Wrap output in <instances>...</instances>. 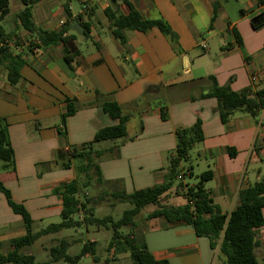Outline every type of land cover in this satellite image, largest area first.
<instances>
[{"label": "crops", "instance_id": "1", "mask_svg": "<svg viewBox=\"0 0 264 264\" xmlns=\"http://www.w3.org/2000/svg\"><path fill=\"white\" fill-rule=\"evenodd\" d=\"M250 1L252 8L236 17L229 14L222 0H129L143 18L162 19L170 25L177 36L179 53L158 28L146 33L124 30L126 42L117 40L106 15L110 0H43L34 6L33 20L46 31L66 28L65 36L72 46L71 65L63 44L43 47L20 27V21L15 25L16 32L4 20L0 22L12 35L11 50L26 61L17 85L7 80V63H0V118L8 123L15 153L14 170L0 165V182L11 192L14 202L27 209L33 229L37 223L62 218L63 196L56 190L78 175L74 163L72 168L64 169L58 157L74 148L82 149L98 131L117 124L103 111L108 102L119 104L129 120L125 138L95 145L102 152L97 163L107 182L103 191L130 194L164 183L177 147V130L192 127L198 118L202 120L204 141L195 145L197 159L214 172L206 188L223 213L230 214L238 206L240 191L264 180V110L256 117L239 110L223 123L217 99H191L210 91V76L220 86L230 85L236 92L264 89V27L255 30L250 21L264 10V5L261 0ZM216 2H221V8L212 23ZM116 6L122 15L129 14L126 3L118 1ZM85 22L90 23V37L83 33ZM234 29L241 36V44L236 41ZM35 44L39 51L29 49ZM68 100L75 112L64 122ZM163 113L167 120H163ZM229 149L235 151V156ZM190 157L186 166L193 170L184 182L195 185L193 179L199 175L195 174L191 153ZM167 197L174 198V203L182 198L180 205L186 203L174 191ZM82 217L80 213L78 218ZM90 228L93 226L86 227L88 233ZM138 229L156 260L225 264L210 239L198 237L184 222L144 218ZM26 234L22 217L13 212L0 191V250L9 252V241ZM71 236L62 231L40 239L66 240L72 254ZM257 241V257L260 255L264 261V226ZM86 243L98 246L99 239L93 237ZM57 245L49 247V252ZM32 247L25 253L35 256ZM108 252L106 264L110 263L107 260H121L120 255L114 257L113 250Z\"/></svg>", "mask_w": 264, "mask_h": 264}, {"label": "trees", "instance_id": "2", "mask_svg": "<svg viewBox=\"0 0 264 264\" xmlns=\"http://www.w3.org/2000/svg\"><path fill=\"white\" fill-rule=\"evenodd\" d=\"M42 1L21 0L23 9L18 14L21 27L35 36L43 47L63 44L65 58L71 65L73 58H70L69 55L72 54V46L70 39L65 36L66 28L63 27L58 31H46L38 27L33 20V8ZM118 1L129 6L128 15L118 12L116 6ZM110 2L111 8L106 11V15L112 24V35L121 43L126 42L123 35L124 30L146 33L153 28H158L170 39L173 48L177 52H181L177 36L165 20L143 18L131 6L129 0H110ZM9 4V0H0V22L9 15ZM260 4L264 5V0H261ZM220 8L221 2H216L212 23ZM250 21L255 30L264 27V10L253 15ZM82 27L84 35L90 37V23L85 22ZM234 34L237 43L241 44L242 39L236 29H234ZM11 36L0 25V39L5 40ZM37 46L38 44L29 46V49L33 50ZM0 63H7V80L11 85H17L22 78L21 69L26 64L24 57L19 54L15 55L10 47H0ZM210 79L213 82L210 91L202 93L199 97H191V99H217V110L223 123H227L239 110L253 117L258 116L264 110V89L255 91L252 88H246L236 92L231 89L230 85L220 86L215 77L210 76ZM67 102L68 111L63 115L64 122L68 116L75 112L72 101L68 100ZM102 108L117 124L98 131L93 141L85 144L82 149L74 148L71 152L61 153L58 157V162L64 169L72 168L74 163L78 175L76 180L63 184L56 190L63 196L61 223L51 224L40 231H34L33 220L27 209L14 202L11 192L0 182V191L5 195L13 212L22 217L27 228L25 236L9 241L8 244L12 249L7 253H0V264H55L60 261L67 264H78L86 255L93 256L94 261L98 262L96 243L83 244L80 252L73 255L69 253L70 243L62 240L57 246L50 249L51 259L46 262H37L34 255L25 253L28 247L33 246L44 236L58 234L64 230H76L83 226L105 228L112 231V237L108 241V251L113 250L114 257L129 254L133 264H170L168 260H156L149 251L146 242L138 235L137 217L149 205L157 208L145 217V221L163 217L169 223L184 222L191 225L198 237L210 239L212 248L218 249V257L224 260L225 264H259L256 249L259 246L258 232L264 226V180L257 182L249 189L240 191L238 206L230 214L222 212L206 188V183L214 178L213 170L200 174L195 185L184 182V179L188 177V172L192 174L193 170L191 166H186V163L191 159L190 153L195 145L204 141L202 120L199 118L192 127L177 130V147L170 158L169 173L164 183L136 190L130 194L125 191L111 193L103 191L102 197L109 195L121 204H129L131 208L125 210L119 219H115L112 215L97 217L94 209L97 202L95 199L89 198L85 192L92 185L102 188L107 184L97 163L102 152L97 151L95 145L125 138L126 124L129 120V117L123 114L120 105L116 102L105 103ZM162 118L167 120L168 116L163 113ZM229 153L231 156L236 154L231 149H229ZM0 161L3 162L5 169H15V153L9 136L8 123L2 118H0ZM173 191L186 200L184 205L162 203L163 199ZM102 197L99 199L102 200ZM80 213H84L81 219L78 218Z\"/></svg>", "mask_w": 264, "mask_h": 264}, {"label": "rangeland", "instance_id": "3", "mask_svg": "<svg viewBox=\"0 0 264 264\" xmlns=\"http://www.w3.org/2000/svg\"><path fill=\"white\" fill-rule=\"evenodd\" d=\"M9 3H10L9 4L10 13L4 19V22L9 24V26L12 28L11 31L16 32L15 25L19 22L18 14L23 9V5L21 3V0H9ZM223 3H224L225 9L229 12V14L231 16H236V17H238L240 15V12H242L244 10H250L252 8L250 0H228V1L223 2ZM76 6H77V4H76ZM35 7H37V5H35ZM35 7H34V13H35ZM196 146L191 151V156L193 159V165H195V174L197 176V175H200L203 171L208 170V168H206L197 159V153H196L197 147ZM2 163L3 162L0 161V165ZM193 181L198 182V178H194ZM85 192L89 198H93L97 202L94 205V209H95L97 217L102 218V217H106L108 215H112L115 219H119L122 217L123 212L125 210L131 208V206L129 204H120L119 202L115 201L109 195L106 197H104V195H103V197H102L103 189L97 187V185H95V186L92 185L89 189L85 190ZM108 192H109V190H108ZM100 197H102L103 199L100 200L99 199ZM174 202H175L174 198L167 197V196L162 201L163 204H170V205H180L184 201L181 198L176 203H174ZM155 208H156V206H153V205H149V206L145 207L142 210L141 214L137 217L138 223H140V225H141V220L143 221V219L150 213V211L152 209H155ZM82 215H84V213H82ZM61 221H62V218L58 217L56 219H52V220L46 221L44 223H37L34 226V230L38 231V230H41L43 228H46L50 224L60 223ZM90 229L91 230L89 233H88L85 226L78 228L76 230L72 229V230L63 231L64 234L72 235L69 238L70 241L73 242L72 243L73 246H72L70 252L74 255L78 254L80 252L81 248L83 247L84 243L88 242V240H90L91 238L96 237L99 239V244L97 246V253H98V257H99L98 262H95L93 259V256H91L89 259L83 258L81 260V263L82 264H94V263L95 264H106V258H107V254L109 252L107 251L108 245L105 244V241L106 240L109 241L111 239L112 231L107 230L105 228H94L93 227ZM140 229H141V227H140ZM139 233H140V231L138 229V234ZM59 239L60 238H55L52 240L50 238H45V240L40 239L33 245V247L31 249L35 251V256H36L37 262H46V261H49L51 259V255H50L48 248L53 246V245L59 244V242H60ZM44 248L47 250L44 251L43 250ZM0 253H7V251L1 249ZM120 256H122L121 260H119V261L109 260L110 261L109 264H133L129 254H122ZM258 259H259V264H264V261L260 255H258ZM62 264H67V263L63 262Z\"/></svg>", "mask_w": 264, "mask_h": 264}, {"label": "built area", "instance_id": "4", "mask_svg": "<svg viewBox=\"0 0 264 264\" xmlns=\"http://www.w3.org/2000/svg\"><path fill=\"white\" fill-rule=\"evenodd\" d=\"M11 40H12L11 37L6 38L5 40L0 39V47H10L11 48V45L14 44ZM34 50L39 51V48L35 47Z\"/></svg>", "mask_w": 264, "mask_h": 264}]
</instances>
